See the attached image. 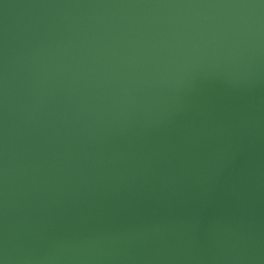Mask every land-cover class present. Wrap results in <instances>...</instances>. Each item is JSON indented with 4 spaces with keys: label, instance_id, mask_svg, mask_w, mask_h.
I'll return each instance as SVG.
<instances>
[{
    "label": "water",
    "instance_id": "obj_1",
    "mask_svg": "<svg viewBox=\"0 0 264 264\" xmlns=\"http://www.w3.org/2000/svg\"><path fill=\"white\" fill-rule=\"evenodd\" d=\"M0 264H264V0H0Z\"/></svg>",
    "mask_w": 264,
    "mask_h": 264
}]
</instances>
